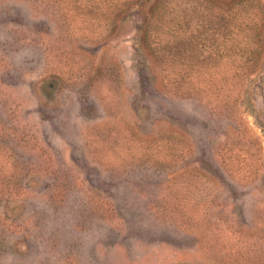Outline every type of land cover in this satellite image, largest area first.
I'll use <instances>...</instances> for the list:
<instances>
[{
	"label": "rangeland",
	"instance_id": "obj_1",
	"mask_svg": "<svg viewBox=\"0 0 264 264\" xmlns=\"http://www.w3.org/2000/svg\"><path fill=\"white\" fill-rule=\"evenodd\" d=\"M66 2L0 0V173L13 174L0 194V264H56L65 254L67 264H264V177L225 175L234 154L239 178L264 173L254 119L264 123V100L253 82L235 106L260 165L253 147L229 153L232 124L241 130L234 119L208 117L211 103L196 95L165 93L132 16L81 25L87 15L68 20ZM169 122L211 176L205 214L196 200L189 213L165 198L175 189L156 162Z\"/></svg>",
	"mask_w": 264,
	"mask_h": 264
},
{
	"label": "trees",
	"instance_id": "obj_2",
	"mask_svg": "<svg viewBox=\"0 0 264 264\" xmlns=\"http://www.w3.org/2000/svg\"><path fill=\"white\" fill-rule=\"evenodd\" d=\"M60 8L68 20H72L69 14H86L88 19H83L81 25H91L89 19L97 18V14L95 25H119L132 16L137 25L138 46L146 47L163 70L165 93L196 95L198 101L202 98L211 103L208 117L219 119L223 113L234 119L241 130L238 134L237 126L232 124L234 140L230 141L229 153L234 146L253 147L257 163H262L258 141L235 106L250 81L264 100V3L261 0H68ZM254 119L264 131V123L255 113ZM167 124L159 137L166 146L165 153L156 162L166 166L161 169L164 188L175 189L166 193L165 198L174 208L189 213L195 206L192 200H196L200 205L198 212L205 214L211 176L196 165L193 143L185 130ZM223 136L222 144H225V132ZM234 158L233 169L225 174L228 179L255 182L264 177L262 170L258 176V169H248L239 178L236 154ZM11 176L0 173L1 195L5 194ZM68 256L63 255L56 264H67Z\"/></svg>",
	"mask_w": 264,
	"mask_h": 264
}]
</instances>
